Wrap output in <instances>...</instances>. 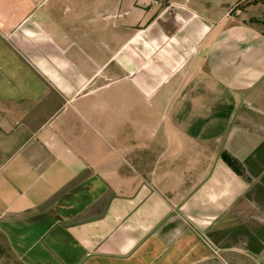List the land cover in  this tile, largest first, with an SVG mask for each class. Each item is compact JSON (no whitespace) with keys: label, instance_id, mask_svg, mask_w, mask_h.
I'll return each mask as SVG.
<instances>
[{"label":"crops","instance_id":"0c3cea01","mask_svg":"<svg viewBox=\"0 0 264 264\" xmlns=\"http://www.w3.org/2000/svg\"><path fill=\"white\" fill-rule=\"evenodd\" d=\"M236 1L0 0L15 260L264 264V4Z\"/></svg>","mask_w":264,"mask_h":264},{"label":"trees","instance_id":"16d2710c","mask_svg":"<svg viewBox=\"0 0 264 264\" xmlns=\"http://www.w3.org/2000/svg\"><path fill=\"white\" fill-rule=\"evenodd\" d=\"M256 4H264V0H237L234 5L231 8V11H238L241 12L243 11L246 7L250 5H256ZM249 22H257L261 23L264 26V16L262 19L258 20L256 18H250ZM222 158L226 161L229 166L235 170L238 174L244 175L242 171V167L238 161H236L234 158L230 157L229 155L223 153Z\"/></svg>","mask_w":264,"mask_h":264},{"label":"rangeland","instance_id":"374dc122","mask_svg":"<svg viewBox=\"0 0 264 264\" xmlns=\"http://www.w3.org/2000/svg\"><path fill=\"white\" fill-rule=\"evenodd\" d=\"M127 83H128L127 80L117 79L111 82L109 85H111L112 88H117L122 85L125 86ZM0 264H20L17 260L14 259L12 254L8 251L2 237H0Z\"/></svg>","mask_w":264,"mask_h":264}]
</instances>
